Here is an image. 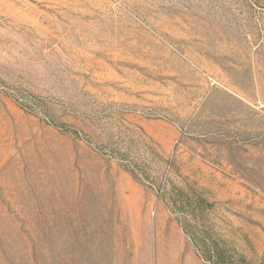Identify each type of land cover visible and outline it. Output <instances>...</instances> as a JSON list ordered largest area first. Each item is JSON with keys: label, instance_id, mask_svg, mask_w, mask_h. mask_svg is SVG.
Listing matches in <instances>:
<instances>
[{"label": "rangeland", "instance_id": "rangeland-1", "mask_svg": "<svg viewBox=\"0 0 264 264\" xmlns=\"http://www.w3.org/2000/svg\"><path fill=\"white\" fill-rule=\"evenodd\" d=\"M0 264H264V0H0Z\"/></svg>", "mask_w": 264, "mask_h": 264}]
</instances>
